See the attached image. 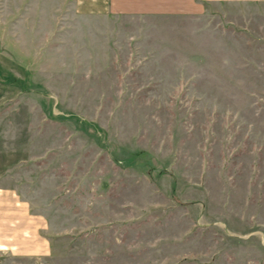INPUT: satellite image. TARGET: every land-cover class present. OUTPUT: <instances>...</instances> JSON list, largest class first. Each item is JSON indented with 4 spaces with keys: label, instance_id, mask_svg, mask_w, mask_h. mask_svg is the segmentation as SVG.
<instances>
[{
    "label": "rangeland",
    "instance_id": "374dc122",
    "mask_svg": "<svg viewBox=\"0 0 264 264\" xmlns=\"http://www.w3.org/2000/svg\"><path fill=\"white\" fill-rule=\"evenodd\" d=\"M36 1L0 0V186L35 226L0 264H264V0Z\"/></svg>",
    "mask_w": 264,
    "mask_h": 264
},
{
    "label": "crops",
    "instance_id": "0c3cea01",
    "mask_svg": "<svg viewBox=\"0 0 264 264\" xmlns=\"http://www.w3.org/2000/svg\"><path fill=\"white\" fill-rule=\"evenodd\" d=\"M135 5L142 7L144 4L139 0H39L35 2V14L47 12L49 22L52 18L57 20V13L68 9L75 16L94 19L129 12ZM57 9L64 10L58 12ZM37 19L35 15V24ZM31 212L15 189L0 186V245L16 247L18 252H29V247L33 248L35 226L29 219L33 215Z\"/></svg>",
    "mask_w": 264,
    "mask_h": 264
}]
</instances>
